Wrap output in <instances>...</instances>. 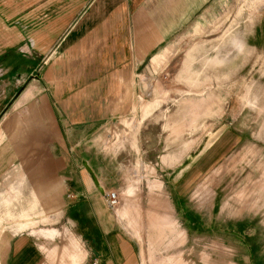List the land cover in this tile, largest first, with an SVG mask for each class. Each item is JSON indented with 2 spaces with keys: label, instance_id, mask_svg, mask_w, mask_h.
Listing matches in <instances>:
<instances>
[{
  "label": "rangeland",
  "instance_id": "374dc122",
  "mask_svg": "<svg viewBox=\"0 0 264 264\" xmlns=\"http://www.w3.org/2000/svg\"><path fill=\"white\" fill-rule=\"evenodd\" d=\"M151 2L170 32L134 71L124 115L1 167L0 248L16 233H31L41 264H110L82 236L96 220L70 189V171L92 188L95 175L103 196L118 192L117 206L106 205L118 230L113 264H175L179 257L183 264H264V0ZM49 57L18 78L0 117V146L32 126L31 102H39L42 124L47 112L61 113L57 86L45 83ZM31 91L34 100L13 106ZM47 93L45 107L39 97ZM76 210L86 219L78 222ZM119 241L127 244L123 253Z\"/></svg>",
  "mask_w": 264,
  "mask_h": 264
},
{
  "label": "crops",
  "instance_id": "0c3cea01",
  "mask_svg": "<svg viewBox=\"0 0 264 264\" xmlns=\"http://www.w3.org/2000/svg\"><path fill=\"white\" fill-rule=\"evenodd\" d=\"M159 16L151 0H0V117L8 111L18 78L24 77V72L25 76L32 74L49 55L52 71L47 65L45 83L47 87L57 86L52 96L61 106L57 116L47 112V122L42 124L39 102L28 104L30 98L34 100L33 91L14 98L17 109L27 104L30 107L27 113L32 115V126L22 127L24 135L0 146V169L28 151L29 155L34 152L42 156L48 146L71 144L77 129L100 128L106 121L123 116L128 108L125 91L134 71L155 54L169 35ZM23 26L25 30L20 31L24 34L18 33ZM31 51L44 53L43 59L39 61ZM57 65L62 73L54 75L53 66ZM49 97L48 93L39 97L42 106L52 104ZM67 174L73 179L70 189L89 204L96 220L94 229L88 230L86 224L82 236L94 243L93 252L103 249L113 264L117 238L114 233L118 230L106 212V200L97 186L92 188L78 174ZM76 213L78 222L86 219L80 211ZM1 245L0 264H41L43 260L31 233H16ZM118 246L121 253L127 248L123 241ZM119 264L130 263L123 260ZM175 264H183L182 257Z\"/></svg>",
  "mask_w": 264,
  "mask_h": 264
},
{
  "label": "built area",
  "instance_id": "2783aa9c",
  "mask_svg": "<svg viewBox=\"0 0 264 264\" xmlns=\"http://www.w3.org/2000/svg\"><path fill=\"white\" fill-rule=\"evenodd\" d=\"M105 200H106V204L109 208H115L118 204V192L116 191H107L104 193Z\"/></svg>",
  "mask_w": 264,
  "mask_h": 264
},
{
  "label": "water",
  "instance_id": "95a60500",
  "mask_svg": "<svg viewBox=\"0 0 264 264\" xmlns=\"http://www.w3.org/2000/svg\"><path fill=\"white\" fill-rule=\"evenodd\" d=\"M84 166H85V168H88V170L91 172L92 170H91V168L87 165V163L85 162L84 163ZM93 182L96 184V186L98 187V189H99V191L101 192V193H103V187H101L100 185H99V182L97 181V179H96V177L93 175Z\"/></svg>",
  "mask_w": 264,
  "mask_h": 264
},
{
  "label": "trees",
  "instance_id": "16d2710c",
  "mask_svg": "<svg viewBox=\"0 0 264 264\" xmlns=\"http://www.w3.org/2000/svg\"><path fill=\"white\" fill-rule=\"evenodd\" d=\"M250 250H251L250 253H252V254H253V252H255V251H253V248L250 249ZM252 261H253L254 264H258L256 260L253 259Z\"/></svg>",
  "mask_w": 264,
  "mask_h": 264
}]
</instances>
